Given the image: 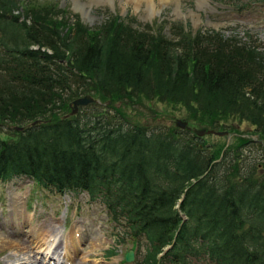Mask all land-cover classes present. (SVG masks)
I'll use <instances>...</instances> for the list:
<instances>
[{
    "label": "trees",
    "instance_id": "1",
    "mask_svg": "<svg viewBox=\"0 0 264 264\" xmlns=\"http://www.w3.org/2000/svg\"><path fill=\"white\" fill-rule=\"evenodd\" d=\"M20 6L0 0V183L86 195L104 207L117 242L142 254L135 264H264V183L237 162L248 141L211 150L187 133L191 120L200 131L237 120L264 145L261 46L180 26L173 42L119 16L92 30ZM82 96L120 102L111 107L125 121L71 116ZM143 99L181 106L187 128L131 122L130 103Z\"/></svg>",
    "mask_w": 264,
    "mask_h": 264
},
{
    "label": "rangeland",
    "instance_id": "2",
    "mask_svg": "<svg viewBox=\"0 0 264 264\" xmlns=\"http://www.w3.org/2000/svg\"><path fill=\"white\" fill-rule=\"evenodd\" d=\"M90 1L21 0L20 10L24 12L30 6L36 5L34 10H41L45 15L49 14L47 9H52L55 15L49 14L48 17L56 21L64 18L69 25L79 21L92 30L102 28L113 17L119 16L139 32L147 35L159 32L173 42L177 41L178 26L192 37L197 33L204 36L216 32L223 39L254 41L264 52V4L261 0H206L202 6H199V0H171L166 4L160 0H152L153 9H149L146 3L151 0H144L138 7L129 0H102L93 2L87 8L86 4ZM242 2L249 4L242 7ZM81 4L86 5L83 7L84 11L89 12L79 9ZM104 100L106 102L98 100L100 104L95 106L88 104L80 107L78 111L87 115L100 113L104 115L102 119L113 118L115 122L123 123L124 118L116 115L112 108L122 106L121 103H113L111 99ZM130 104L131 113L135 114L131 118L133 123L145 125L149 129L159 127L166 132L179 123L187 126V123H183L186 111L181 106L144 99L142 102ZM192 122L188 134H193V131L197 134L203 132L200 131L204 127L203 123L191 120ZM229 123L226 128L205 131H227V135L204 134L200 137L201 142L211 150L222 147V151H225L235 148L240 143L239 138L247 140L248 142L238 150V166L241 167V173L254 169V177L264 183L263 143L255 130L246 123L237 120H231ZM229 127L232 130H227ZM1 131L6 134L4 128H1ZM174 133L185 136L179 129ZM197 141H200L199 138ZM16 207L18 212L26 214V220L22 215L18 226L11 221V214ZM32 230H36L44 239L49 237L47 243L38 246L36 240L30 238ZM74 232L77 236L76 247L70 241ZM116 232L114 224L106 216L104 207L89 203L86 195L49 194L33 186L28 179L0 183V264H56L60 260L63 264H135L142 254L138 256L130 241L119 244ZM49 246H52L50 251L56 253L52 257H44L41 253ZM66 246L69 255L67 252L65 254ZM128 250L133 251L134 255V260L130 263L124 262ZM109 251L114 254L108 255Z\"/></svg>",
    "mask_w": 264,
    "mask_h": 264
},
{
    "label": "bare ground",
    "instance_id": "3",
    "mask_svg": "<svg viewBox=\"0 0 264 264\" xmlns=\"http://www.w3.org/2000/svg\"><path fill=\"white\" fill-rule=\"evenodd\" d=\"M90 1V0H89ZM95 1H97V2H102V0H91L88 4H86L87 5V8H89V6L93 3V2H95ZM105 1V0H104ZM129 1H131V2H133L134 4H135V6L136 7H138L139 5H141V3L142 2H144V0H129ZM160 1H162L164 4H166V3H168L169 1H171V0H160ZM206 0H199L198 1V4H199V6H202V5H204L206 2H205ZM146 2V1H145ZM146 3H148V7H149V9H153V6H154V4H153V2H152V0H151V2H146ZM79 5V4H78ZM86 5H80L79 6V9H83L82 11L83 12H89L88 10H85L84 11V8L83 7H85ZM18 210V208L16 207L15 209H14V211H13V213L11 214V221H12V223H15V225H20V218L22 217V215H23V218L26 220V214L25 213H23V212H18L17 211ZM48 233V232H47ZM31 237L30 238H32L33 240H36V242H37V244H38V246H41V245H43V244H45V243H47V239L49 238H46V239H44L43 237H41V235L36 231V230H32L31 231V235H30ZM77 238V236L75 235V232L71 235V237H70V241L73 243V246H75L76 245V239ZM0 239H1V237H0ZM3 240H4V238H2ZM6 239V238H5ZM7 240V239H6ZM6 240H4V241H6ZM41 240V241H40ZM8 241V240H7ZM5 243H7V242H5ZM2 245V244H1ZM6 245V244H5ZM22 246V245H21ZM76 247V246H75ZM51 248H52V246H49V247H46L45 248V252H43V253H41V255H43L44 257H49V256H51L52 257V255L53 254H55L56 252H51L50 250H51ZM68 247L66 246V251H65V254H66V252H67V255H69V251H68V249H67ZM11 249V248H10ZM26 250V249H25ZM17 252V251H16ZM21 254V253H20ZM35 254H38V253H36L35 252ZM25 255V254H24ZM29 256V255H28ZM30 257V256H29ZM36 260V259H35ZM19 261V260H18ZM61 261V260H60ZM59 261V262H60ZM58 262V263H59ZM28 263V262H27ZM60 263H62V261L60 262ZM30 264V263H29ZM35 264V263H34Z\"/></svg>",
    "mask_w": 264,
    "mask_h": 264
},
{
    "label": "water",
    "instance_id": "4",
    "mask_svg": "<svg viewBox=\"0 0 264 264\" xmlns=\"http://www.w3.org/2000/svg\"><path fill=\"white\" fill-rule=\"evenodd\" d=\"M89 103H99V101L97 100H94L93 98H91L90 96H84V97H81V98H78L76 100H74L71 104L72 106V113H75L78 109V106H85ZM180 124V123H179ZM181 125V124H180ZM182 126V125H181ZM184 127V125H183ZM211 134V135H216V136H225L227 135V132H215V131H208V132H199L198 134L200 136L204 135V134ZM182 202V199L178 202V205ZM181 218L183 220H186V216L185 215H181ZM171 247L168 246L166 247L164 250H163V254L169 250ZM162 255V254H161ZM160 255V256H161ZM125 261L130 263V262H133L134 260V255H133V251H128L126 254H125V257H124Z\"/></svg>",
    "mask_w": 264,
    "mask_h": 264
}]
</instances>
